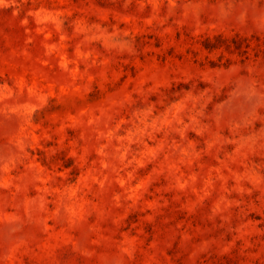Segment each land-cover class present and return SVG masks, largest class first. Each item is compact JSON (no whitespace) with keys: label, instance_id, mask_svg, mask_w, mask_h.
<instances>
[{"label":"rangeland","instance_id":"obj_1","mask_svg":"<svg viewBox=\"0 0 264 264\" xmlns=\"http://www.w3.org/2000/svg\"><path fill=\"white\" fill-rule=\"evenodd\" d=\"M0 264H264V0H0Z\"/></svg>","mask_w":264,"mask_h":264}]
</instances>
